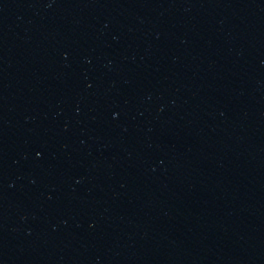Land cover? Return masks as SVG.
<instances>
[{"label":"water","instance_id":"water-1","mask_svg":"<svg viewBox=\"0 0 264 264\" xmlns=\"http://www.w3.org/2000/svg\"><path fill=\"white\" fill-rule=\"evenodd\" d=\"M0 264H264V0H0Z\"/></svg>","mask_w":264,"mask_h":264}]
</instances>
